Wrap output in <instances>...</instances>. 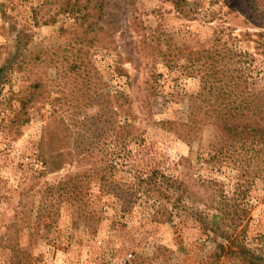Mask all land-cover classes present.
Masks as SVG:
<instances>
[{"label": "rangeland", "instance_id": "rangeland-1", "mask_svg": "<svg viewBox=\"0 0 264 264\" xmlns=\"http://www.w3.org/2000/svg\"><path fill=\"white\" fill-rule=\"evenodd\" d=\"M54 1L0 0V264H210L226 233L211 242L195 219L219 204L264 258V172L248 150L215 152V110L264 90V0H185L188 17L171 0H105L93 30ZM212 48L239 85L230 102L201 93L198 53ZM63 147L69 163L50 172L41 157ZM152 170L183 182L200 216L161 222L136 189ZM77 174L99 211L90 227L47 189Z\"/></svg>", "mask_w": 264, "mask_h": 264}, {"label": "trees", "instance_id": "trees-1", "mask_svg": "<svg viewBox=\"0 0 264 264\" xmlns=\"http://www.w3.org/2000/svg\"><path fill=\"white\" fill-rule=\"evenodd\" d=\"M171 1L179 14L188 17L185 0ZM54 3L58 4L59 10L65 18H69L80 27L90 30H93L94 24L102 19L106 4L105 0H55ZM35 20H37V16H35ZM198 54L203 58L201 71L204 70L202 77L204 87L201 93L209 97L214 96L216 99L221 98L220 96L225 93L230 102L233 96L232 90L239 87L236 82L231 83L233 70L230 69L228 75V68L224 66V63L221 64L219 57L222 58V54L217 49L204 50ZM229 54L231 57L236 56L238 58L237 63L242 62L239 57L245 55L233 50H229ZM39 86V82L31 85L18 98L20 110H25L30 103L37 100L35 91ZM245 101L243 99L236 106L225 103L215 110V126L218 132L216 148L219 149L215 152L219 153L228 147V149L240 150L239 152L243 155L248 150L255 160L256 175H260L264 172V90H254L248 103L249 106L243 105ZM63 149L64 147L57 152L41 157L43 164L50 172L61 170L69 163L70 158L68 160L65 158L66 154ZM238 161L242 160L234 159V164H237ZM109 168L111 169V166ZM81 178L83 175L77 174L76 177H70L62 183L60 182L58 186L47 187V189L57 191L59 201L69 202L74 207L75 217L86 221V225L90 227V221L97 220L99 211L96 208L91 209L90 202L94 197V191ZM109 178L108 172L100 177L99 192L104 191L102 181L107 182ZM137 180H139V183H136L137 192L145 196L148 204L152 201L153 204L158 205L156 217L160 215L158 219H162L161 222H172L174 215H180L182 212L186 215L185 219L194 218L197 214V210L195 211L194 208L183 204L186 189L183 182L177 178L167 177L156 170H152L145 177H137ZM48 190H46L47 193L50 192ZM87 196L89 199H86ZM217 207V212L206 215L210 219L209 224L201 218L195 219L200 221V228L206 232V236L211 242L213 235H220L222 230L226 233L225 236L222 234V237L227 241L226 244H218L216 250L207 257L210 264H218L222 258L227 264H264V258L246 249L240 240V234L245 232L244 229L237 231L241 226L242 219L235 217V211L231 210V206L228 204H219ZM50 214L49 212V219H51ZM197 215L200 216V214ZM94 225L95 223H93Z\"/></svg>", "mask_w": 264, "mask_h": 264}]
</instances>
